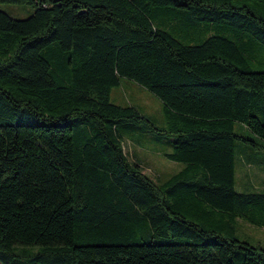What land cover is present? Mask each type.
I'll return each instance as SVG.
<instances>
[{
	"label": "trees",
	"instance_id": "1",
	"mask_svg": "<svg viewBox=\"0 0 264 264\" xmlns=\"http://www.w3.org/2000/svg\"><path fill=\"white\" fill-rule=\"evenodd\" d=\"M0 2L33 7L0 8L1 264H264L237 235L264 190L235 188L237 140L264 150V0ZM122 76L162 126L111 101ZM142 120L185 162L159 184L119 129Z\"/></svg>",
	"mask_w": 264,
	"mask_h": 264
},
{
	"label": "rangeland",
	"instance_id": "2",
	"mask_svg": "<svg viewBox=\"0 0 264 264\" xmlns=\"http://www.w3.org/2000/svg\"><path fill=\"white\" fill-rule=\"evenodd\" d=\"M0 8L19 18H25L33 11V7L30 4L0 2ZM195 31V33H190V35H203L206 29ZM211 32L224 33L225 31L220 26L215 25L212 27ZM251 66L253 69H264V49H258L256 58L253 59ZM110 99L120 105H135L156 126H162L165 123L163 100L152 90L132 78L122 76L120 82L112 86ZM145 122L147 121L135 122L137 130L134 129V131H132L131 127L125 125L120 126L119 129L123 134L124 145L129 158L132 161L139 162L144 171L159 184L183 168L185 162L167 157L165 152L171 151L172 146L165 140L156 139L154 132L158 130L152 125H145ZM144 128H146V131L143 130ZM244 133L250 134L246 130ZM237 143L235 151L236 190H264V154L258 152L262 149L252 146L248 150L244 148V145L248 144H245L242 140H237ZM249 147L251 146L249 145ZM249 152L252 153V157L256 160L249 162L248 165L245 162V158ZM237 228V235L240 238L264 246L263 225L239 218Z\"/></svg>",
	"mask_w": 264,
	"mask_h": 264
},
{
	"label": "crops",
	"instance_id": "3",
	"mask_svg": "<svg viewBox=\"0 0 264 264\" xmlns=\"http://www.w3.org/2000/svg\"><path fill=\"white\" fill-rule=\"evenodd\" d=\"M244 148H246V149H250V148H252V146L251 147H249L248 145H244ZM258 152H261V153H263L264 154V150L262 149L261 151H258ZM251 154V155H250ZM253 155H252V153L251 152H249L248 153V155L246 156V158H245V162H246V164H248L249 165V162H253V161H255L256 159L254 158V157H252Z\"/></svg>",
	"mask_w": 264,
	"mask_h": 264
}]
</instances>
